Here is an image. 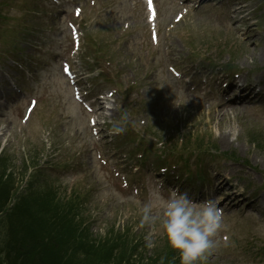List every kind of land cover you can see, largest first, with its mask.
<instances>
[{
	"label": "rangeland",
	"instance_id": "obj_1",
	"mask_svg": "<svg viewBox=\"0 0 264 264\" xmlns=\"http://www.w3.org/2000/svg\"><path fill=\"white\" fill-rule=\"evenodd\" d=\"M15 1L20 4L36 0ZM80 1L84 8L78 20L87 27L86 33L93 30L107 35L97 66L82 75L87 81L96 78L95 91L102 90L104 96L113 100L107 103L112 109L107 112L105 128L97 132L91 128V113H85L72 100L70 86L60 73L59 59L66 48L68 32L63 35L55 31L69 6L40 0L39 7L44 5V11L41 18L33 21L36 30L29 44H17L19 29L11 21L15 10L6 7L7 18L0 21V54L5 51L0 58V195L8 183L6 177L13 173L16 187L23 188L26 178H22L30 171V166L25 171L23 163L29 165L37 158L47 166L40 179L43 183L52 182L61 194L72 189L91 190L82 217L85 222L92 220V235L105 236L111 228L128 229L139 246L143 244L134 260L153 264L154 251L163 248L159 246L164 237L158 225L141 224L150 189L162 181L165 195L170 189H179L197 202L201 201L197 197L217 202L221 196L217 193L220 190L211 185L213 178L224 179L222 183L228 179L236 186V192L230 194L234 204L226 210L221 208L224 228L216 237V247L201 264H264V92L248 107L238 104L237 111L232 112L230 108L235 105L227 102L237 92L228 90L221 97L216 91L210 93L185 82V73L199 83L203 79L214 82L221 72L229 78L236 71L240 77L252 72L259 88L264 89V0H189L184 5L180 0H155L157 42L148 36L142 0ZM5 4L13 5L12 0ZM177 13L183 16L174 20ZM40 23L43 27H38ZM4 26L8 30L4 31ZM54 33L58 38L52 42L49 39ZM12 39L16 41L10 43ZM80 51L85 64L91 61L94 47L87 36ZM15 61H22L25 69ZM226 63L228 67L224 68ZM190 66H197L192 74L187 69ZM175 69L180 75H175ZM98 70L105 75L99 77ZM28 73L31 77L26 79ZM7 80L23 86L25 95L16 92ZM45 92L47 96L42 100ZM29 95L38 96L39 102L29 119L21 123L18 114L24 108L17 112ZM140 100L148 105L155 124L161 127L162 141L172 139L171 147L166 146L165 150L174 149L168 163L176 168L173 174H158L155 168L161 164L154 148L160 140L143 132L152 123L150 116L136 113L126 117L129 127L145 137L146 145L155 144L146 155L144 166L115 147L118 137L111 131L113 122L121 119V111H132L137 103L140 106ZM96 102L99 107L101 104ZM207 134L212 136L208 143L212 147L204 148L213 155L200 156L194 142L202 141V146ZM184 142L186 146L182 145ZM128 148L133 150L134 144ZM179 154L181 162L172 164ZM6 155L10 157L7 159ZM184 157L189 158L188 167L183 166ZM50 160L53 166L48 164ZM134 165H138L137 170ZM198 168L207 176L202 181L196 177ZM4 172H8L6 177ZM168 175L178 178H169L173 181L170 183L166 180ZM37 187L41 188L39 183ZM243 201L246 205L240 206ZM34 209L44 211L41 207L27 211ZM58 250L59 243L52 247L53 253ZM175 264H180L179 257Z\"/></svg>",
	"mask_w": 264,
	"mask_h": 264
},
{
	"label": "trees",
	"instance_id": "obj_2",
	"mask_svg": "<svg viewBox=\"0 0 264 264\" xmlns=\"http://www.w3.org/2000/svg\"><path fill=\"white\" fill-rule=\"evenodd\" d=\"M8 178V183L4 184L7 187L6 200L10 197L9 188L13 184L11 176ZM2 184L0 183V186ZM32 207L49 210L50 214L45 216L37 209L27 211ZM72 207V199L64 201L55 193H41L37 196L30 194L18 198L12 212L18 218L16 224H20L21 229L25 228L27 234L19 236L20 239L17 241L5 239L6 247L15 252L14 261L17 260L20 264H132L127 259L130 243H124L119 236L95 242L89 238L85 229L78 232V224L74 223L73 217L68 214L71 213ZM10 223L12 228L16 227L13 219ZM37 230L38 234H35ZM58 243L60 250L53 253L52 247ZM66 251L67 255H63ZM80 252L81 256H78ZM173 253L175 255L173 250L165 251L163 255L165 264H171Z\"/></svg>",
	"mask_w": 264,
	"mask_h": 264
},
{
	"label": "clouds",
	"instance_id": "obj_3",
	"mask_svg": "<svg viewBox=\"0 0 264 264\" xmlns=\"http://www.w3.org/2000/svg\"><path fill=\"white\" fill-rule=\"evenodd\" d=\"M126 114L113 122L111 131H125ZM141 224L158 225L169 247L177 252L180 264H201L216 247V237L224 228L223 212L212 199L193 200L187 191L170 189L163 182L149 191L142 209Z\"/></svg>",
	"mask_w": 264,
	"mask_h": 264
},
{
	"label": "bare ground",
	"instance_id": "obj_4",
	"mask_svg": "<svg viewBox=\"0 0 264 264\" xmlns=\"http://www.w3.org/2000/svg\"><path fill=\"white\" fill-rule=\"evenodd\" d=\"M232 18H234V17H232ZM250 39H252V38H250ZM225 91H226V89H223V92H225ZM240 93H242L243 95L242 96H236L233 99V102H235L236 105L234 107L230 108L232 110V112L237 111L239 103H241V106L243 107V106H245L244 102H246V101L249 102V100H250V91L249 90H247L245 88H241ZM242 101H244V102H242ZM220 105L226 106V104H224V103H221ZM224 137H225L224 135L221 136L222 141H224Z\"/></svg>",
	"mask_w": 264,
	"mask_h": 264
},
{
	"label": "snow or ice",
	"instance_id": "obj_5",
	"mask_svg": "<svg viewBox=\"0 0 264 264\" xmlns=\"http://www.w3.org/2000/svg\"><path fill=\"white\" fill-rule=\"evenodd\" d=\"M148 6L151 9V7H152L151 0H148ZM65 71H67V69H65Z\"/></svg>",
	"mask_w": 264,
	"mask_h": 264
}]
</instances>
